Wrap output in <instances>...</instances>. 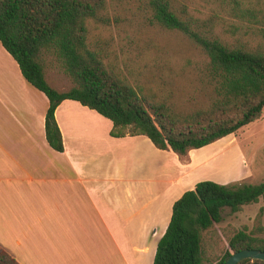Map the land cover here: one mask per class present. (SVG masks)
Wrapping results in <instances>:
<instances>
[{"label": "trees", "instance_id": "16d2710c", "mask_svg": "<svg viewBox=\"0 0 264 264\" xmlns=\"http://www.w3.org/2000/svg\"><path fill=\"white\" fill-rule=\"evenodd\" d=\"M206 1L214 5L208 16L192 10L186 1L148 0L153 23L182 32L200 52V61L190 69L205 98L194 96L180 104L167 94L170 77L154 74L157 68H152L149 78L158 81L156 85H145L139 77L131 80L116 53L110 55L90 40L89 22L101 19L104 0H0V42L26 81L49 99L45 132L50 146L64 150L55 111L66 99L110 119L111 136L145 135L156 148L181 158L260 119L264 0ZM52 64L72 80L69 89L59 90L48 82L46 68ZM261 199L264 181L196 183L174 202L154 264H205L202 231L219 223L225 208L237 212ZM247 248L264 251V237L236 232L216 264ZM0 264L20 263L0 249ZM238 264H264V260L248 258Z\"/></svg>", "mask_w": 264, "mask_h": 264}, {"label": "crops", "instance_id": "0c3cea01", "mask_svg": "<svg viewBox=\"0 0 264 264\" xmlns=\"http://www.w3.org/2000/svg\"><path fill=\"white\" fill-rule=\"evenodd\" d=\"M7 52L0 44V249L20 264H154L174 202L208 165L196 152L225 148L230 135L181 158L145 135L111 136L110 119L66 99L55 111L57 151L45 132L48 97L10 76ZM250 175L242 167L219 183Z\"/></svg>", "mask_w": 264, "mask_h": 264}, {"label": "rangeland", "instance_id": "374dc122", "mask_svg": "<svg viewBox=\"0 0 264 264\" xmlns=\"http://www.w3.org/2000/svg\"><path fill=\"white\" fill-rule=\"evenodd\" d=\"M180 1L188 2L192 10H201L203 16L213 12L214 5L206 0ZM193 13L197 15V12ZM100 15L101 19L89 22L90 40L110 55L116 53L124 62L122 66L131 80L139 77L145 85H156L158 81L149 78L153 75L151 69L162 68L159 72L154 69V74L170 77L167 94L175 101L184 104L194 96L205 98L203 90H199L200 83L190 69L200 61L198 47L182 32L153 23L148 0H104ZM7 54L10 76L24 80L18 63ZM46 74L48 82L59 90H67L73 85L72 80L55 64L47 66ZM14 84L18 85L17 82ZM222 142H227L225 148L212 150L210 145L196 152L202 161H209L208 165H202L194 171L199 182L211 180L219 183L220 178L228 176L234 179L242 167H247L251 175L241 180L252 184L264 181V111L260 119L230 134ZM239 151L245 156V164L239 160ZM222 216L219 223L202 231L205 264H216L229 240L240 230L264 237L263 199L244 205L237 212L225 208Z\"/></svg>", "mask_w": 264, "mask_h": 264}, {"label": "water", "instance_id": "95a60500", "mask_svg": "<svg viewBox=\"0 0 264 264\" xmlns=\"http://www.w3.org/2000/svg\"><path fill=\"white\" fill-rule=\"evenodd\" d=\"M264 260V251L260 249H243L232 254L224 264H238L245 259Z\"/></svg>", "mask_w": 264, "mask_h": 264}]
</instances>
